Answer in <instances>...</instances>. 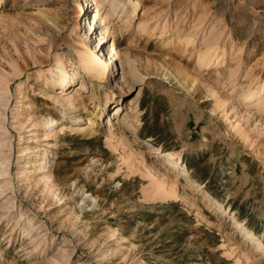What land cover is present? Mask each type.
I'll return each instance as SVG.
<instances>
[{"label":"rangeland","instance_id":"374dc122","mask_svg":"<svg viewBox=\"0 0 264 264\" xmlns=\"http://www.w3.org/2000/svg\"><path fill=\"white\" fill-rule=\"evenodd\" d=\"M133 2L2 0L0 71L12 73L9 62L26 70L10 82L18 93L8 125L18 203L0 219V264H47L61 246L73 251L66 264H264V253L233 226L234 218L242 221L264 242V112L250 106L246 113L238 100L264 81V0ZM185 32L193 36L188 47ZM208 45L226 59L201 69L198 53ZM84 46L96 60L109 61L116 49L103 80L82 71ZM59 58L78 75L66 114L52 103L61 86L45 88L40 73ZM117 105L122 115L110 125ZM52 114L56 137L42 124ZM40 145L49 152L37 171ZM156 149L184 153L181 161L161 160ZM47 170L58 202L45 192ZM168 190L176 197L166 198ZM11 195L3 194L0 206ZM25 212L42 225L45 245L37 248L35 237L15 226ZM109 226L118 238H108Z\"/></svg>","mask_w":264,"mask_h":264},{"label":"bare ground","instance_id":"6f19581e","mask_svg":"<svg viewBox=\"0 0 264 264\" xmlns=\"http://www.w3.org/2000/svg\"><path fill=\"white\" fill-rule=\"evenodd\" d=\"M127 2L129 5H132V6L136 5L135 2H133V0H127ZM1 3H2V0H0V5H1ZM100 6L101 5L96 4L97 11L99 10ZM79 11H82L80 6H79ZM99 17L101 19L100 13L96 12L94 15V19L97 20ZM106 33L107 32H105L104 36L106 35ZM102 39H104V37ZM184 39L185 40H183V43H184V45H186V47H188L189 45H192L193 36L191 34L186 33V35L184 36ZM164 46H166V44ZM100 50H103V46ZM110 54H111V56L109 58V61H107L106 59H102L101 57L100 58L98 57V59L96 60V58H95L96 52L93 51L88 46H84L83 50L81 52H79V55L83 61L82 71L84 73L88 74V73H90V70L92 69V70H94L98 79L103 80L107 76L108 72L111 69L112 64L114 63V60H116L115 59L116 56L118 55L115 48L112 49L108 55H110ZM124 58L128 64V66L130 67L129 70L133 71V65H132V62L130 60L129 55L124 54ZM224 58H225V52L224 51L219 52L218 49L215 48V45H208V46H205V48H203V49L201 48V50L199 51L197 64L199 65L200 68L201 67L206 68V67L212 66L211 64L216 63L217 60L218 61L220 60L221 62L224 61ZM33 59H35V57ZM9 64H10L9 67H11V69H12V73H10V72L7 73V71L5 72L3 70L0 71V134H2L1 136L3 137L2 139L0 138V198L2 197L3 194H5L8 191L11 192L12 195L10 197H8V199L5 201V203H3L0 206V209L3 210V212H2L3 214H0V219H2L6 214H7V216L12 215V213H13L12 208L15 206L17 207V203H18V202H16V203L13 202L15 200V193H16L15 188H14V183H13V181H14L13 173L11 171V169H12V151H13L12 140H13V135L11 134V131L9 130V127H8V125H9V112L11 110L12 98L14 95L17 96L18 93L14 94L11 91L10 82L13 83L12 82L13 78H16V80H18V79L20 80L23 73L26 70V68H25L26 66L23 67L20 64L18 65L17 62H9ZM205 68H204V70H206ZM218 68H220V67H218ZM225 71H226V69H225ZM217 72H216V75L219 74V72L218 73ZM40 73H41L42 78L44 80L43 83H44L45 88L48 89V87H51V86H53V87L61 86L60 94L55 96V97L54 96L52 97V99H53L52 103H54V108L59 110L62 114L63 113L66 114L65 111L67 110V108L70 106H74V102L76 101V99L74 98V95H72L73 93L69 92V90L71 88L70 84L71 83L73 84V82H75V80L77 79V76H78L77 73H75L74 70L72 73H69V71L66 69L64 61L61 58L57 59V62H56V65L54 66V68L50 69L48 72L40 71ZM230 73H232V72H230ZM204 74H206V73H204ZM207 74H208V72H207ZM223 75H224V73H223ZM218 76H220V74ZM223 77H225V76H223ZM223 77H221V78H223ZM228 77H231L233 79L232 74H231V76H228ZM234 77H236V76H234ZM231 78H229V79H231ZM235 80H234V82H236ZM228 82L226 85H228ZM224 83H226V82H224ZM23 86H24V84L21 81L18 85V89L16 90V92H22ZM230 87H232V86H229V88ZM44 95H45V93H44ZM238 100L242 104L243 103L246 104V108H247V109H245L246 113H247V111L251 110V109L248 110L249 109L248 107H250V106L256 107V109L259 111V113H263L264 112V81L257 80L256 82L248 85V88L240 94ZM30 107H32V105ZM114 111H115V113L113 114V116H111L112 112H114ZM119 113H120V106L117 105L109 114L110 116L108 117L109 118L108 124L112 125V123H113L112 119L113 118L121 117L122 113H120V114ZM98 118H100V116L95 115L94 118L89 120V124H88V128H87L88 131L94 132V126H95ZM16 123H19V115L16 118ZM58 123H59L58 120L53 116V114L49 115L48 117L47 116L44 117L42 124L44 125L45 128L50 129V131H48L47 135H52V137L58 136V132H57V128H56V125ZM19 128L20 127H18V128L16 127V129H19ZM243 135L245 136L244 133H243ZM56 144H53V146L54 147L57 146ZM43 146L44 145H40L38 147L39 151L36 153V157L38 159L37 160V162H38L37 171H41V169L44 168V164L48 158L47 155H48L49 150ZM153 153L156 154V156L161 160L162 159L165 160V158H167L170 160L181 161L184 151L181 150V151H178L176 153H162L160 151V149H156V151ZM41 180L44 184L45 192L50 194L52 199L56 200L57 202L60 201L62 199V196L59 193V188L55 182L53 172L51 170H49L47 172V174H45L44 177L41 178ZM41 180H37L36 182L39 183L38 181H41ZM166 184H167V182H165V181L160 182L159 187L163 188L166 186ZM164 196L166 198H168V197L175 198L176 193L174 191L168 190L165 192ZM211 198H212V200L217 201L213 197H211ZM27 213L26 212L23 214L20 213V215L15 217V219H16L14 222L15 226L19 225L22 228V230L24 231V233H26V236H29L32 239H33V237H35V242H34L35 245L37 246V248L41 247L42 245H45V244H43L44 243V241H43L44 237L38 238L40 233L37 234V232L42 229V225H39V222H36L33 217H30V216L25 217V215ZM17 218H18V220H17ZM233 226L236 230L240 231L241 236L243 235V238L245 239V241H247L249 244H255L256 252L264 253V242L261 241V238L258 237L257 234H255L253 231L248 229L242 221L236 220L235 218L233 220ZM118 234H119L118 230H116L110 226L108 227V229H107L108 238H111V239L118 238ZM256 241H258V242L256 243ZM67 242H68L67 240H64V243L67 244ZM44 248H46V247H44ZM72 253H73V251H71L69 248H62V246H61V251L57 252V255L52 256V258L47 262V264H66L69 261Z\"/></svg>","mask_w":264,"mask_h":264}]
</instances>
